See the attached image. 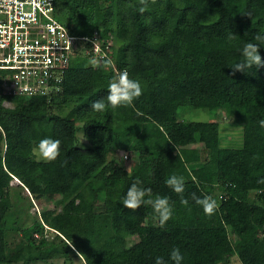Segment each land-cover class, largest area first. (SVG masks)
<instances>
[{"label":"trees","instance_id":"1","mask_svg":"<svg viewBox=\"0 0 264 264\" xmlns=\"http://www.w3.org/2000/svg\"><path fill=\"white\" fill-rule=\"evenodd\" d=\"M62 2L71 33L112 34L115 63L143 92L130 106L94 112L91 104L106 102L115 78L87 54L70 61L50 100L0 89V264L7 260L5 230L19 219L13 213L29 207L15 208L13 192L27 203L57 195L61 208L42 209L21 228L22 236L41 248L51 241L48 226L86 264H155L157 257L174 264V248L182 264H264V183H258L264 179V67L246 74L230 69L248 42L260 44L264 58V43L254 40L264 35V0H149L143 13L139 0ZM5 99L14 105L4 106ZM180 106L221 111L226 123L240 126V144H222L215 118H180ZM45 137L61 141L51 163L37 156ZM113 150L136 152L149 176L129 172L109 157ZM171 175L184 178L182 196L166 185ZM137 179L152 198L169 199L173 215L163 227L150 206L123 208ZM22 186L29 197L14 191ZM94 192L103 196L101 203ZM193 193L215 199V213L206 216ZM129 235L140 246L127 256Z\"/></svg>","mask_w":264,"mask_h":264},{"label":"built area","instance_id":"2","mask_svg":"<svg viewBox=\"0 0 264 264\" xmlns=\"http://www.w3.org/2000/svg\"><path fill=\"white\" fill-rule=\"evenodd\" d=\"M62 0H0V89L7 95L51 99L60 90L65 69L77 54L114 78L127 72L113 56L110 32L71 33ZM110 61V63H108Z\"/></svg>","mask_w":264,"mask_h":264},{"label":"rangeland","instance_id":"3","mask_svg":"<svg viewBox=\"0 0 264 264\" xmlns=\"http://www.w3.org/2000/svg\"><path fill=\"white\" fill-rule=\"evenodd\" d=\"M2 104L6 107H12L14 102L5 99ZM178 115L180 118L189 120H209L215 118L220 123L222 144L236 146L241 142L240 126H233L226 123L227 120L225 121V119H223V113L221 111L211 112L204 108L180 106L178 108ZM78 137L80 142H86L82 132L78 133ZM197 145H199V143ZM113 151H111L112 153H109V157L115 156L118 162L126 167L129 172H132L133 169H137V171H139L138 173L141 172L144 176H149V169L141 164L139 160L140 155L136 152H128L127 150ZM38 159L43 161L39 158V156ZM17 182L19 181L15 180V178L11 180V183L15 186L18 184ZM16 190L21 192V194L24 195L23 197H29L30 192L26 187H16L14 191ZM16 196L13 192L12 199L15 208L26 205H29V207H26L28 209L27 213L19 212V210L16 209L18 213L15 212L13 214L19 218L17 223L11 228L5 230L7 260L3 264H86L84 257L80 254L77 255L78 252L72 247L63 246L61 243V237L55 236L48 226L45 228L47 235L51 238V241L49 244H46L41 248H34L28 245L22 236L21 228L30 224L33 217H38L40 215L39 212L42 209H51L54 206H57L58 209L61 208V205L55 202L58 198L57 195L45 196L36 202L32 200L31 203H27L26 201H17ZM102 201L103 196L94 192V202L101 203ZM139 246L140 242L138 237L134 235L127 236L125 238V255L128 256L135 253L139 249Z\"/></svg>","mask_w":264,"mask_h":264},{"label":"clouds","instance_id":"4","mask_svg":"<svg viewBox=\"0 0 264 264\" xmlns=\"http://www.w3.org/2000/svg\"><path fill=\"white\" fill-rule=\"evenodd\" d=\"M139 2L142 5L139 11L143 13L147 8L149 0H139ZM151 2L154 3L155 0H151ZM234 38V34H230L228 37L229 40ZM254 40L264 43V35L257 33L254 36ZM260 48V44L252 42L246 43L242 49V59L230 67L233 74L236 72L246 74L247 70L253 67L256 69L264 67V58H262L260 55ZM108 63H110V61ZM142 92L143 89L140 82L136 79L129 78L128 73L125 71L120 73L118 77L109 82L106 102L104 99L96 100L91 104V109L94 112L103 113L109 109L114 110L121 106H130L133 104L134 100L142 95ZM259 124L262 128H264V120L259 121ZM60 145L61 141L59 139L45 137L39 140L36 146V151L41 160L46 163H51L59 157ZM140 183L141 181L137 179L128 188L122 200L123 208L135 211L142 205L150 206L155 214V219L158 221L159 226L163 227L173 215V208L169 203V199L167 197L161 196L152 198L151 189H143L138 187ZM165 183L175 193L181 196L183 195L185 188L184 178L182 176L171 175L165 181ZM258 183H264V179L259 180ZM192 199L194 200L195 204L202 208L203 213L206 216L213 215L219 207L217 201L210 196H204L203 198H200L193 193ZM181 203L187 205L188 200L182 199ZM78 254L79 253H77V255ZM170 259L174 262V264H182L184 257L180 253L179 248H174L172 250ZM155 264H167V262L163 257H157Z\"/></svg>","mask_w":264,"mask_h":264},{"label":"bare ground","instance_id":"5","mask_svg":"<svg viewBox=\"0 0 264 264\" xmlns=\"http://www.w3.org/2000/svg\"><path fill=\"white\" fill-rule=\"evenodd\" d=\"M15 180H18L17 178H15Z\"/></svg>","mask_w":264,"mask_h":264}]
</instances>
